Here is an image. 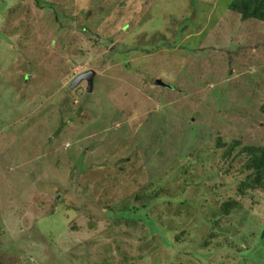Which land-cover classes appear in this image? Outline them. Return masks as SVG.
Segmentation results:
<instances>
[{
  "label": "rangeland",
  "instance_id": "rangeland-1",
  "mask_svg": "<svg viewBox=\"0 0 264 264\" xmlns=\"http://www.w3.org/2000/svg\"><path fill=\"white\" fill-rule=\"evenodd\" d=\"M233 1L0 0V264H264V21Z\"/></svg>",
  "mask_w": 264,
  "mask_h": 264
},
{
  "label": "trees",
  "instance_id": "trees-1",
  "mask_svg": "<svg viewBox=\"0 0 264 264\" xmlns=\"http://www.w3.org/2000/svg\"><path fill=\"white\" fill-rule=\"evenodd\" d=\"M230 9L231 11L240 14L244 19L253 18L264 21V0H234L230 5ZM261 110L264 113V104L262 105ZM247 151L250 154H253V150ZM262 152L264 153V151ZM251 156L250 167L260 173L264 167V157ZM231 208L232 207L226 206L223 213H228V210Z\"/></svg>",
  "mask_w": 264,
  "mask_h": 264
},
{
  "label": "water",
  "instance_id": "water-1",
  "mask_svg": "<svg viewBox=\"0 0 264 264\" xmlns=\"http://www.w3.org/2000/svg\"><path fill=\"white\" fill-rule=\"evenodd\" d=\"M92 77H93V72L92 71H88V72H85V73H82L78 76L75 77V79L72 81L71 83V86L70 88L73 89L74 87L77 86V84H79L81 81H88V87H87V91L90 92L91 90V80H92ZM157 84L158 85H163L161 82L157 81ZM166 86V85H164Z\"/></svg>",
  "mask_w": 264,
  "mask_h": 264
}]
</instances>
